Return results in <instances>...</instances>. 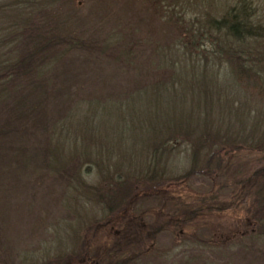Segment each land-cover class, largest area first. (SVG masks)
Masks as SVG:
<instances>
[{"label": "rangeland", "instance_id": "374dc122", "mask_svg": "<svg viewBox=\"0 0 264 264\" xmlns=\"http://www.w3.org/2000/svg\"><path fill=\"white\" fill-rule=\"evenodd\" d=\"M242 4L260 34L240 41L237 50H245L264 75V0H55L39 9L19 44L20 73L0 117V264H56L59 258L75 264L78 252H87L85 264H100L94 257L100 250L107 256L104 264L120 261L123 255H113V233L121 232L123 223L106 213L104 217L93 191L82 185L102 187L100 177L95 171L86 175L85 163L67 153L63 168L52 171L49 150L61 132L71 135L64 143L66 152L74 133L81 142L93 115L79 117L83 112L73 110L84 101L117 103L155 83H171L175 70L165 61L178 58L175 50L181 53L172 44L195 28L208 29L210 18L220 19L227 9ZM198 60L199 68L189 64L197 68L193 72H204L207 59ZM213 66L225 75L227 88L225 100L214 90L219 103L213 110L215 125L229 131L233 147L241 148L235 150L225 179L240 177L260 156L252 149L264 140V89L255 82L236 84L229 61L216 60ZM192 109L200 110V101ZM105 112L113 111H98L100 120H106ZM94 142L98 140L92 139L91 147ZM212 186L210 179L192 176L164 191L137 193L133 215L150 224L170 215L178 227L161 230L146 253L138 254L139 247L126 250L131 257L119 264H264L263 241L223 240L233 219L227 212L221 221L212 216L214 211H202L200 199L216 190ZM234 191L230 185L218 195L224 198Z\"/></svg>", "mask_w": 264, "mask_h": 264}, {"label": "trees", "instance_id": "16d2710c", "mask_svg": "<svg viewBox=\"0 0 264 264\" xmlns=\"http://www.w3.org/2000/svg\"><path fill=\"white\" fill-rule=\"evenodd\" d=\"M54 1L0 0V117L3 106L14 93L12 83L20 73L18 47L24 31L28 30L39 9L43 10L44 5L53 4ZM245 10L244 4L227 9L220 19H209L208 29L200 31L195 28L172 44L181 53L175 50L178 58L171 57L165 61L166 67L173 72L175 70L171 83H155L143 92L136 93V97L132 95L117 103L108 100L105 103L84 101L78 105L73 111L83 112L79 117L93 115L92 126L88 127L90 132H82L81 142H77L78 137L74 133L70 153L69 150L65 151L64 143L70 140L71 135L61 132L49 150L52 171L63 168L64 159L69 156L67 153L78 157L82 164L85 163L88 167L86 175L95 171L100 177L102 187L96 184L91 187L85 183L82 185L90 188L87 192L93 191L94 204L102 209L104 217L110 215L112 220L120 219L119 222L123 223L121 232L113 233L117 239L114 247L116 253L113 255H123L120 261L131 257V252H126L131 247H139L141 251H137L138 254L146 253L161 230H176L178 227L170 215L152 224L133 215V205L138 202L135 200L137 193L150 195L164 191L186 182L192 176L208 178L213 183L212 189L216 188L202 195V211L206 214L214 211L212 216L220 220L221 215L227 212V217L233 219L232 223H228L229 234H222L223 240L248 238L264 242V140L252 149L260 156L249 164L247 171L240 177L235 175L225 179L235 150L241 148L233 147V141L228 138L229 131L215 125L213 113L219 104L214 97V90L222 92L219 95L221 99H227L223 97V90L227 89L226 78L213 66L216 60L220 64L229 61L230 66L234 65L231 77L236 84L255 86L258 83L261 90L264 89L261 68L254 64L249 55H245V50H237L242 45L240 41L260 34ZM205 44L209 48H204ZM227 45L229 49L225 48ZM206 53H212L213 57ZM209 58H212L210 61L213 63L208 64ZM198 59H207L204 72H193L197 68L189 64L195 62L199 68L202 62ZM199 101L200 110L194 111L192 108ZM98 111L113 112H105L108 114H105L106 120L103 121L99 119ZM100 135L103 138L100 139ZM230 138L234 139L232 136ZM92 139L98 142H94L95 146L91 147ZM112 158L115 159L112 161ZM81 177L82 173L78 170L79 182L83 181ZM230 185L235 186V191L228 197H220V189ZM228 201L233 204L231 208L222 205ZM83 203L79 202L80 205ZM211 203L215 205L212 207ZM238 210L242 212L240 215ZM193 212L190 210L191 214ZM197 214L196 211L194 215ZM109 222L104 226H109ZM100 251L94 257L104 264L107 256L101 255ZM86 254L78 252L74 255L77 259L75 264H85L88 260ZM108 256L111 257L112 252ZM56 264L69 263L59 258Z\"/></svg>", "mask_w": 264, "mask_h": 264}]
</instances>
